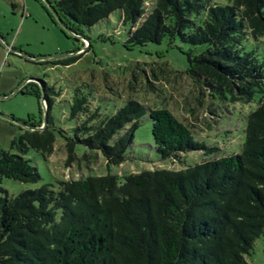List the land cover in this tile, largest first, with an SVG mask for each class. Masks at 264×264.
Segmentation results:
<instances>
[{
  "label": "trees",
  "instance_id": "trees-1",
  "mask_svg": "<svg viewBox=\"0 0 264 264\" xmlns=\"http://www.w3.org/2000/svg\"><path fill=\"white\" fill-rule=\"evenodd\" d=\"M52 7L75 34L121 10L131 45L180 38L203 46L187 52V74L222 100L248 103L259 92L260 103L246 117L240 153L180 170H143L122 181L111 174L62 179L9 196L4 179H41L30 150L44 159L54 152L51 110L58 93L31 77L18 92L43 98L45 124L32 129L43 120L10 116L16 135L0 149V264H244L264 230V61L242 43L247 35L264 37V0H58ZM146 113L161 158L205 147L167 108L147 111L131 99L106 114L77 90L69 111L78 118L73 135L58 129L65 162L81 146L90 159L102 155L122 164Z\"/></svg>",
  "mask_w": 264,
  "mask_h": 264
},
{
  "label": "rangeland",
  "instance_id": "rangeland-1",
  "mask_svg": "<svg viewBox=\"0 0 264 264\" xmlns=\"http://www.w3.org/2000/svg\"><path fill=\"white\" fill-rule=\"evenodd\" d=\"M55 1L58 0H0V75L21 71L24 76L46 81L58 93L51 110L54 152L44 159L39 152L30 150L27 158L37 167L41 179L36 183L4 179L1 186L9 196L45 183L56 187L62 179L111 174L120 176L122 181L123 176L143 170H180L206 159L241 152L246 117L258 108L261 94L257 92L248 103L225 101L192 79L187 74V52L190 48L200 52L203 46L193 47L180 38L172 44L163 39L159 43L131 45V25L123 22L121 10L92 26L81 25L80 34H75L56 19L51 9ZM242 48L254 50L264 61V37L256 40L247 35ZM71 57L77 58L66 61ZM18 88L12 95L0 97V115L21 120L34 115L36 120H44L45 111L38 99L18 92ZM77 90L106 114H112L131 99L145 105L147 111L167 108L193 129L194 140L205 147L181 153L174 159L161 158L146 113L122 164H108L102 155L90 159L84 156L86 151L81 146L76 150L77 158L67 164L63 136H72L78 123L77 117L69 115ZM17 124L21 125V121ZM58 129L64 132L63 136ZM244 264H264V230L245 256Z\"/></svg>",
  "mask_w": 264,
  "mask_h": 264
},
{
  "label": "crops",
  "instance_id": "crops-1",
  "mask_svg": "<svg viewBox=\"0 0 264 264\" xmlns=\"http://www.w3.org/2000/svg\"><path fill=\"white\" fill-rule=\"evenodd\" d=\"M19 52L25 54L21 50H19ZM23 78L24 80L22 81ZM30 78L31 77L26 75L24 76L21 71L3 72L2 75H0V95H6L7 93L12 92L16 87H19L20 89V87ZM15 135L16 128L12 124V121L6 119L5 117H0V149L4 148L8 140Z\"/></svg>",
  "mask_w": 264,
  "mask_h": 264
},
{
  "label": "water",
  "instance_id": "water-1",
  "mask_svg": "<svg viewBox=\"0 0 264 264\" xmlns=\"http://www.w3.org/2000/svg\"><path fill=\"white\" fill-rule=\"evenodd\" d=\"M51 9H52V11H53V13H54V15L56 16V19L58 20V22L59 23H61L63 26H64V24L62 23V21H61V19L58 17V15H57V13L55 12V10L51 7ZM64 27H66V26H64ZM20 54H22V55H24V56H26L27 58H29V59H33V58H31V57H29V56H27V55H25V54H23V53H21V52H19ZM32 78H30L29 80H31ZM28 81V80H27ZM19 89V88H18ZM18 91V90H17ZM10 95H12L13 94V92H10L9 93ZM9 95V96H10ZM8 95L6 94V95H0V97L1 98H6ZM40 103H41V106H42V108L44 109V113H45V117H46V107H45V104H44V100H43V98H41L40 99ZM0 116H2V117H5L6 119H8V120H11L12 121V119L9 117V116H5V115H0ZM45 117H44V120H43V124L42 125H40V126H35V127H33L32 129H42V127H43V125L45 124ZM16 122V121H15ZM18 123V122H17Z\"/></svg>",
  "mask_w": 264,
  "mask_h": 264
}]
</instances>
